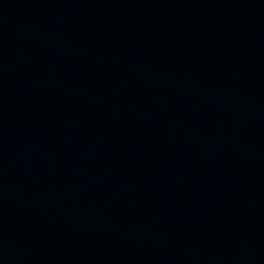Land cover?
Wrapping results in <instances>:
<instances>
[{
  "label": "water",
  "instance_id": "1",
  "mask_svg": "<svg viewBox=\"0 0 264 264\" xmlns=\"http://www.w3.org/2000/svg\"><path fill=\"white\" fill-rule=\"evenodd\" d=\"M0 264H264V0H0Z\"/></svg>",
  "mask_w": 264,
  "mask_h": 264
}]
</instances>
